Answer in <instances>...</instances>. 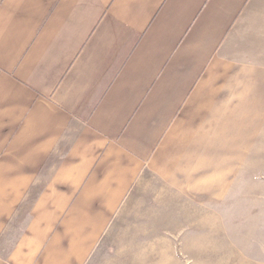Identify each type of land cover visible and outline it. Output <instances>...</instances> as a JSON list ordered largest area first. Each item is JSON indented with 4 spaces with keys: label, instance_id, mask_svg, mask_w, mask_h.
<instances>
[{
    "label": "crops",
    "instance_id": "0c3cea01",
    "mask_svg": "<svg viewBox=\"0 0 264 264\" xmlns=\"http://www.w3.org/2000/svg\"><path fill=\"white\" fill-rule=\"evenodd\" d=\"M151 176L262 190L264 0H0V264H90Z\"/></svg>",
    "mask_w": 264,
    "mask_h": 264
},
{
    "label": "rangeland",
    "instance_id": "374dc122",
    "mask_svg": "<svg viewBox=\"0 0 264 264\" xmlns=\"http://www.w3.org/2000/svg\"><path fill=\"white\" fill-rule=\"evenodd\" d=\"M239 202L206 206L144 177L90 264H264V186Z\"/></svg>",
    "mask_w": 264,
    "mask_h": 264
}]
</instances>
